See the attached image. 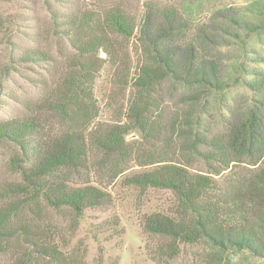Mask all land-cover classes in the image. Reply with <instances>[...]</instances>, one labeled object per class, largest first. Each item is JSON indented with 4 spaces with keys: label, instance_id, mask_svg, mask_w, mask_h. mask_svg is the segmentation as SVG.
<instances>
[{
    "label": "trees",
    "instance_id": "trees-1",
    "mask_svg": "<svg viewBox=\"0 0 264 264\" xmlns=\"http://www.w3.org/2000/svg\"><path fill=\"white\" fill-rule=\"evenodd\" d=\"M219 18L226 20L228 28L201 31L198 38L204 46L220 47L224 43L216 33L222 31L232 41L227 45L238 46L240 61L224 70L202 57L196 44L186 39L187 25L172 9H149L139 23L115 8L101 15L84 14L64 24L67 28L62 33L77 52L76 64L37 111L0 122V148L13 147L9 167L20 180L5 187L10 194L6 198L12 200L0 207V253L14 241L27 246L18 264H80L55 243L51 228L37 224L32 230L29 225H19L18 218L27 211L39 218L45 206L57 213L68 211L76 221L87 210L106 207L110 199L99 184L77 185L73 179L80 174L92 177L98 171L115 180L133 160L142 171L126 177L127 186L140 192L165 190L175 199L171 213L143 219L147 233L168 240L152 252L154 261L169 263L180 245L203 242L220 254L218 264H229L228 254L243 252L264 264V169L248 177L222 175L242 156L254 163L264 156V73L257 71V60L251 61L256 64L253 70L245 64L247 40L259 27L233 16ZM116 37L135 40L144 55L138 73L130 82L125 78L135 88L126 111L132 126L98 122L92 94L94 75L105 62L96 58L99 51L112 65H124V56H118L114 43ZM34 59V54L24 52L18 62ZM13 63L16 59L10 57L9 66ZM167 80L189 91L188 105L205 106L213 94L240 87L249 94L251 108L244 120L230 125L225 136L207 138L199 131L198 116H191L186 124L166 123L155 94ZM52 119L59 121V129L53 130ZM131 131L146 141L163 142L164 148L158 151V146H152L153 151L137 154L126 143ZM181 138L186 141L187 158L195 153L206 164H216H207L211 173H192L177 160L181 156L174 146ZM199 144L208 146L207 152L199 153Z\"/></svg>",
    "mask_w": 264,
    "mask_h": 264
},
{
    "label": "rangeland",
    "instance_id": "rangeland-1",
    "mask_svg": "<svg viewBox=\"0 0 264 264\" xmlns=\"http://www.w3.org/2000/svg\"><path fill=\"white\" fill-rule=\"evenodd\" d=\"M115 8L122 10L135 23H139L149 9L176 11L187 25L186 39L196 44L202 57L215 61L222 70L240 61L236 52L238 46L227 45L232 41L222 31H218L216 36L224 43L223 46H204L198 38L200 32L212 33V29L228 28L226 20L219 15L233 16L254 24L259 30L247 40L248 59L245 64L253 70L256 64L251 61L257 60L260 63L257 71L264 73V0H0V122L30 115L31 110L37 111L40 102L51 97L59 80L76 64L77 52L70 39L62 33L67 28L64 27L66 22L84 14L101 15ZM114 43L118 47V56H124L125 62L118 68L107 61L103 52H98L96 58L105 62L101 63L91 83L98 109L97 121L107 125L124 123L132 126L126 111L133 101L135 88L126 80L130 82L129 78L138 73L144 55L135 40L116 37ZM24 52L34 54L35 59L18 62ZM40 54L45 57H40ZM10 57L16 59L12 66H9ZM6 67L7 73H3ZM188 94L189 91L167 80L155 97L166 123L186 124L192 121L191 116H198L199 131L207 138L210 135L225 136L230 125L244 120L251 108L249 94L240 87L213 94L205 106L188 105ZM157 112L158 108L154 114ZM151 119L155 120V116L152 115ZM51 123L53 130L59 129L58 120L52 119ZM167 136H170L169 132ZM126 143L137 154L143 150L153 151L152 146H158V151L164 148L163 142L146 141L136 131L126 136ZM184 146L186 141L182 138L174 146L181 156L178 161L192 173L204 175L212 172L207 164L216 165L213 161L206 164L195 153L187 158ZM198 149L199 153H205L208 146L199 144ZM13 154L11 145L0 148V207L12 200L6 198L10 195L5 193L6 185L20 181L9 167V158ZM125 168L127 170L115 180L105 178L104 173L98 171L92 177L80 174L73 179L77 185L99 184L110 199L106 207L87 210L74 221L68 211L57 213L42 206L39 218L27 211L18 218V224L29 225L32 230L37 224L51 228L55 243L80 264H218L220 254L217 255L203 242L180 245L177 256L169 263H165V259L158 263L152 259V252L168 240L147 233L143 219L152 214L171 213L175 199L165 190L149 188L140 192L127 186L124 179L142 170L133 160ZM262 169L264 156L256 163L242 156L233 161L230 169L222 175L229 172L232 176L248 177ZM26 252L25 244L13 241L0 253V264H18ZM228 259L229 264H262L249 252L228 254Z\"/></svg>",
    "mask_w": 264,
    "mask_h": 264
}]
</instances>
